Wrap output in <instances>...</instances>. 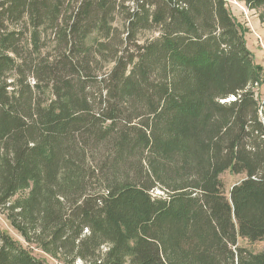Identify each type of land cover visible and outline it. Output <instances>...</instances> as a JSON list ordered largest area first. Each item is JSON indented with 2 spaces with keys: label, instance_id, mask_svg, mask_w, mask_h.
I'll return each mask as SVG.
<instances>
[{
  "label": "trees",
  "instance_id": "1",
  "mask_svg": "<svg viewBox=\"0 0 264 264\" xmlns=\"http://www.w3.org/2000/svg\"><path fill=\"white\" fill-rule=\"evenodd\" d=\"M263 74L226 0H0V212L65 264H264Z\"/></svg>",
  "mask_w": 264,
  "mask_h": 264
},
{
  "label": "rangeland",
  "instance_id": "2",
  "mask_svg": "<svg viewBox=\"0 0 264 264\" xmlns=\"http://www.w3.org/2000/svg\"><path fill=\"white\" fill-rule=\"evenodd\" d=\"M228 9L232 15L241 23L245 28V41L246 46L252 52L255 63L262 66L263 60V49H261L260 43L264 44V19L262 17L261 9H248L243 0H226ZM117 25H120L116 21ZM154 35L153 32L143 31L140 33L141 38L149 37ZM52 44L46 45L47 52H51ZM261 95L258 90V96ZM242 174H235L228 170L222 172L219 178L223 185V191L225 195H228L230 188L242 179ZM27 191H18L16 195L12 198L16 199L20 196H25ZM0 230L6 232L19 242L23 247L29 249L31 253L47 262L48 264H65L59 256H54L48 252L42 250L39 246L33 243H27L21 235L12 227L10 221L6 217L5 213L0 212ZM237 245L245 247L253 252H258L264 247V239L250 242L245 238L238 237ZM76 264H81L77 261Z\"/></svg>",
  "mask_w": 264,
  "mask_h": 264
},
{
  "label": "built area",
  "instance_id": "3",
  "mask_svg": "<svg viewBox=\"0 0 264 264\" xmlns=\"http://www.w3.org/2000/svg\"><path fill=\"white\" fill-rule=\"evenodd\" d=\"M260 46H261V49H263L262 67H263V70H264V44L261 42ZM258 90H259L258 89V85L256 84L255 85V93H256V95H258ZM260 94L261 95L258 96V102H259L260 107L262 108V107H264V91H261Z\"/></svg>",
  "mask_w": 264,
  "mask_h": 264
},
{
  "label": "water",
  "instance_id": "4",
  "mask_svg": "<svg viewBox=\"0 0 264 264\" xmlns=\"http://www.w3.org/2000/svg\"><path fill=\"white\" fill-rule=\"evenodd\" d=\"M229 99H233V97L231 96Z\"/></svg>",
  "mask_w": 264,
  "mask_h": 264
}]
</instances>
